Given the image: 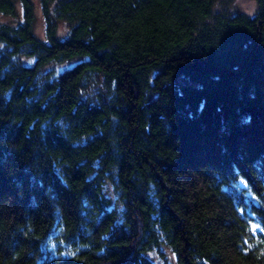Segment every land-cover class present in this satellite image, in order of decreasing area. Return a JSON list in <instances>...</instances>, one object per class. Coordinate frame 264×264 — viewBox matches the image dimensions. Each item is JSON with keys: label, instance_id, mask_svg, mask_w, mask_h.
Wrapping results in <instances>:
<instances>
[{"label": "trees", "instance_id": "16d2710c", "mask_svg": "<svg viewBox=\"0 0 264 264\" xmlns=\"http://www.w3.org/2000/svg\"><path fill=\"white\" fill-rule=\"evenodd\" d=\"M17 1L0 264H264V0Z\"/></svg>", "mask_w": 264, "mask_h": 264}, {"label": "rangeland", "instance_id": "374dc122", "mask_svg": "<svg viewBox=\"0 0 264 264\" xmlns=\"http://www.w3.org/2000/svg\"><path fill=\"white\" fill-rule=\"evenodd\" d=\"M34 1V10L36 13V23H35V29L38 34L44 35L45 33V21L41 10V3L40 0H33ZM239 6L249 12L253 13L256 10L257 7V1L256 0H237ZM17 8L19 9L20 14H22V3L21 1H17ZM0 20H12L10 17L0 13ZM75 60H70L68 62H74Z\"/></svg>", "mask_w": 264, "mask_h": 264}]
</instances>
